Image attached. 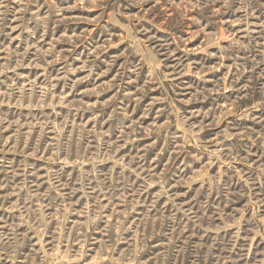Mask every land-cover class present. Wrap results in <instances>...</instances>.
<instances>
[{
    "label": "rangeland",
    "instance_id": "374dc122",
    "mask_svg": "<svg viewBox=\"0 0 264 264\" xmlns=\"http://www.w3.org/2000/svg\"><path fill=\"white\" fill-rule=\"evenodd\" d=\"M0 264H264V0H0Z\"/></svg>",
    "mask_w": 264,
    "mask_h": 264
}]
</instances>
